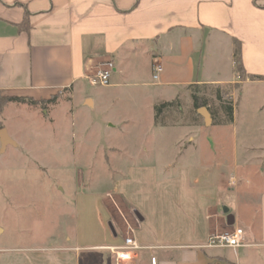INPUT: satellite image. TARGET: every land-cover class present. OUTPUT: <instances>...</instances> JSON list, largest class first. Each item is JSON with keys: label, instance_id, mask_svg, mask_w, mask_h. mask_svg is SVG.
<instances>
[{"label": "crops", "instance_id": "crops-1", "mask_svg": "<svg viewBox=\"0 0 264 264\" xmlns=\"http://www.w3.org/2000/svg\"><path fill=\"white\" fill-rule=\"evenodd\" d=\"M25 19L27 30L20 28ZM235 40L241 42L245 82H264L250 77L264 76V0H0V95L38 100L68 91L71 98L82 96L85 109L110 120L117 104L112 103L122 98H110L105 88L125 94L131 91L124 88H142L153 109L192 85L234 83ZM107 60L114 63L110 84L88 92V76ZM228 61L229 70L223 66ZM156 63L163 67L158 79ZM195 110L197 126L201 119L208 128L222 126L214 124L211 112L209 126L200 108ZM139 141L123 140L121 151L133 161L124 157L112 187L142 247L130 264H264V165L253 154L258 148L246 146L241 154L235 144L229 153L225 138L209 133L189 137L188 147L173 140L174 152L159 162L148 158L145 145L135 151L130 143ZM106 211L113 217L114 210ZM89 223L97 228L90 212L79 218L78 234L65 236L68 243L63 239L41 254L0 250V264H82L78 251L99 248L78 245L82 238L98 237L80 234V226ZM234 227L244 229V245L207 246L212 232Z\"/></svg>", "mask_w": 264, "mask_h": 264}, {"label": "rangeland", "instance_id": "rangeland-1", "mask_svg": "<svg viewBox=\"0 0 264 264\" xmlns=\"http://www.w3.org/2000/svg\"><path fill=\"white\" fill-rule=\"evenodd\" d=\"M223 66L229 70L231 62ZM240 66L234 64V83L220 85L234 106L232 119L221 127L208 128L201 118V127L197 126L192 107L191 94L200 86L197 91L207 98L209 112L223 119L224 100H218L214 86L182 89L177 102L160 112L157 123L155 108L148 107L143 89L134 86L124 88L131 91L125 94L122 88L115 91L85 82L88 92L101 88L112 99L121 96V101L112 103L117 104L110 108V120H104L101 112L85 109L82 96L71 98L68 91L57 93V102L45 108L28 103L0 104V250H17L24 256L44 253L62 245L65 236H74L79 218L90 212L99 226L82 224L80 234L98 237L82 238L80 243L74 239L72 244L99 248H83L78 251L79 259L82 264L88 260L89 264H99V259L104 264H116L107 246L122 244L130 229L126 207L112 191L117 168L125 158L133 161L121 151L127 137L140 139L130 143L135 151L145 145L150 149L148 158L155 156L156 161L164 162L174 152L173 140H182L181 146L188 147L189 137L211 133L225 138L229 153L235 144L241 154L246 146L258 148L253 153L255 161L264 165V82H245L249 78ZM133 98L142 101L140 108L129 103ZM110 123L118 126L108 128ZM6 129L12 140L3 143L1 131ZM157 137L163 142H153ZM113 146L119 150H111ZM226 161L229 169L231 160ZM243 161L241 158L240 170L245 168ZM107 208L114 210L113 217L106 213Z\"/></svg>", "mask_w": 264, "mask_h": 264}, {"label": "built area", "instance_id": "built-area-1", "mask_svg": "<svg viewBox=\"0 0 264 264\" xmlns=\"http://www.w3.org/2000/svg\"><path fill=\"white\" fill-rule=\"evenodd\" d=\"M163 67L160 63L154 65V79H158ZM114 71V63L107 60L88 76L92 85L108 86ZM130 227L127 235L124 236L120 245H109L107 249L114 255L116 264H130L142 248L133 234ZM245 244V232L242 227H234L232 230L214 231L210 234L207 246L209 247H232L237 248Z\"/></svg>", "mask_w": 264, "mask_h": 264}, {"label": "trees", "instance_id": "trees-1", "mask_svg": "<svg viewBox=\"0 0 264 264\" xmlns=\"http://www.w3.org/2000/svg\"><path fill=\"white\" fill-rule=\"evenodd\" d=\"M20 28L23 30H27L29 28V24L27 22V20L25 19L23 21V23L20 24ZM234 62L236 67H239V63H241V66L239 69L243 70V72H245L242 61H241V42L239 40H235V51H234ZM252 79H264V76L261 75H251L250 76ZM193 86V85H192ZM196 87V86H194ZM193 91L191 96H192V100H193V106L195 109L201 108V107H209V102L207 100V98L200 94L197 90ZM216 96L218 98V100H224L223 102V111L225 113V116L223 119L219 118V116L216 117L215 112H211L214 118V124H220L222 125L226 120H228L229 118L232 119L233 117V113H234V106H233V102L232 100H228V97L230 96V94L225 91L223 88L216 87ZM231 97V96H230ZM57 95H53L52 97L48 98V99H34L31 97H26V96H3L0 95V104H5V103H28L30 105L33 106H41L43 108H45L48 104L51 103H56L57 102ZM178 100V99H177ZM177 100H172V101H164L163 103H159L155 106V122H158L159 119V115L160 112L164 109V108H170L172 107ZM210 108V107H209ZM136 213V211H135Z\"/></svg>", "mask_w": 264, "mask_h": 264}, {"label": "water", "instance_id": "water-1", "mask_svg": "<svg viewBox=\"0 0 264 264\" xmlns=\"http://www.w3.org/2000/svg\"><path fill=\"white\" fill-rule=\"evenodd\" d=\"M200 112L205 116V118H206V120H207L208 122L211 120L210 113H209L207 107H201V108H200ZM1 137H2V141H3V143H5V142L8 140L7 137L5 136V132H4V130L1 131ZM136 215H137L138 217H140V215H139V213H138L137 211H136ZM140 219H142V217H140ZM230 224H233V222H230ZM112 228H113V230H114V232H115V229H114L113 226H112ZM115 235H117L116 232H115Z\"/></svg>", "mask_w": 264, "mask_h": 264}]
</instances>
